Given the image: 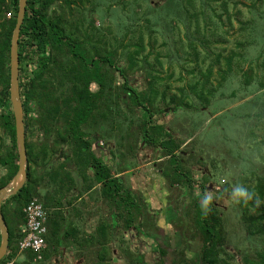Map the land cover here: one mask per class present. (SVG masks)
Masks as SVG:
<instances>
[{"label": "trees", "instance_id": "trees-1", "mask_svg": "<svg viewBox=\"0 0 264 264\" xmlns=\"http://www.w3.org/2000/svg\"><path fill=\"white\" fill-rule=\"evenodd\" d=\"M89 1L27 0L18 48L27 176L21 188L2 202L9 243L0 264H6L19 252L18 242L26 221L24 206L34 197L43 202L47 213L48 231L46 247L42 251L43 260L62 252V245L70 241L75 246L73 254L79 256L81 261L90 259V249L95 251L96 256L90 259L91 263L114 264V249L119 250L120 246L126 252L127 264H146L145 253L132 245L134 242L130 237L138 236L137 233L133 235V231L146 234L143 243L145 247L153 248L151 235L163 242L168 240L167 236H171L169 230H174L172 236L179 235V246L169 251L170 245L163 250H157L158 246L155 245L152 252L158 254L160 259L154 260L153 264H233L234 255L225 247L227 229L223 211L207 192L208 179L206 176L202 180L195 179L179 157L178 151L188 144L187 138H178L167 129L165 123L154 120L161 102H167V98L173 109L189 105L188 99L182 96L183 87H179L180 95L171 93L169 97L168 88L160 89L162 80L173 74L170 65V73L166 76L163 75L164 71H160L164 63L161 61V48L155 47L158 44L156 23H152L146 11L137 14V10H134L132 18L135 19V26L129 22L125 32L118 37L112 28L98 30L93 19L87 21L84 16L77 15L79 10L74 7L84 6ZM199 1L175 0L176 7L183 11L180 15L185 16L183 19L187 26L195 23V26L187 28L186 38L191 40L187 42L189 58L193 56L192 59L199 63L196 71L192 70L199 80L189 88L195 97L207 103L213 91L205 93L204 88L214 75L213 63H220L223 56L217 53L212 64H202L201 55L204 53L193 45L195 40L200 39L194 33L205 31L209 24L206 20L204 28L200 27L203 12L201 7H197H204L206 1H210ZM214 1L221 5L223 12H216L212 5L207 6L216 12L220 25L223 24V13L231 22L228 5L236 0ZM256 1L261 0H252V8ZM118 3H124V0H118ZM54 4H58L60 9L53 8ZM18 8L19 0H0V189L11 181L19 168L15 115L10 96V48ZM190 27H196L193 29L195 32L191 33L193 36ZM241 27L244 28V25ZM200 41L204 43L202 39ZM207 51L213 53L211 49ZM151 55L155 57L153 62ZM122 57L127 61L125 67L118 63ZM233 58L234 54L226 57L229 67ZM128 69L132 72L145 70L148 75L147 89L139 90L132 85L127 75ZM119 77L123 78L122 82L118 81ZM249 81L247 79L246 83ZM199 83L203 89H198ZM136 108L143 110V142L168 158L166 165L158 164L162 178L168 180V187L172 189L183 188L185 199L170 196L173 203L166 205L167 215L163 214L166 222L160 218L164 208H153L142 196L143 193L139 192L142 195L136 197L133 188L125 185L127 183L122 177L125 169L114 170L109 162L98 155L92 139V136H97L100 120L107 123L111 131L121 130L123 123H113L115 116L125 113V118H129L125 111L130 110L131 113ZM126 145L129 152L135 150L132 142ZM255 150L264 169V135L257 142ZM39 168L42 169L39 171ZM237 181L241 182L236 195L242 222L251 235L264 236V172L255 168L241 179L237 178ZM226 183L230 184L229 181ZM196 185L200 192L194 196ZM233 187L228 186L226 191L231 193ZM41 188L45 191L42 192ZM94 189H98L104 199L97 208L101 214H94V209L89 211L91 216L98 215L94 228L86 227V223L73 225L74 215ZM103 205L105 209L102 210ZM49 207H54V210L49 211ZM172 208L176 214L170 219L168 212ZM168 220L174 229L165 226ZM197 236L201 242L200 250L194 251L193 256L187 255L192 249L191 242ZM115 239H118L116 247L112 244ZM132 250L136 251V257H131ZM24 252L27 260L40 261L35 251L28 249ZM242 261L243 264H264V247L254 254L245 252Z\"/></svg>", "mask_w": 264, "mask_h": 264}, {"label": "rangeland", "instance_id": "rangeland-1", "mask_svg": "<svg viewBox=\"0 0 264 264\" xmlns=\"http://www.w3.org/2000/svg\"><path fill=\"white\" fill-rule=\"evenodd\" d=\"M209 1L210 3L207 1L206 3L215 7L216 12H223L218 2ZM207 4L204 7L199 5L197 7V9L201 7L203 12L200 17V27L204 28L206 20L209 23L205 31L195 32L193 29L196 27H190V34L193 31L195 32L194 36L196 35L204 41L203 43L199 39L193 42V45L204 53L201 55L202 64H212V59L216 58L217 53L223 56L220 63H213L214 75L210 84L204 88L205 93L213 91L208 96L207 103L197 96L195 97L189 88L191 84H195L199 80V76L192 73L193 69L196 71L199 63L195 58L192 59L193 56L189 58L190 48H187V42L189 43L191 40L186 38L188 37L187 28L191 25L195 26V23L187 26L183 19L185 16L180 15V13L183 14V11L176 7L175 0H124V3L121 4L118 3V0H91L84 6H75L74 8L79 10L77 15L84 16L87 21L89 18L93 19L98 30L107 31L108 28H112L118 37L125 32L129 22L136 23L132 18L135 14L134 10H137V14L146 11L152 23H156L158 44L155 47L156 49L161 48V61L164 63L163 70L160 69V71H164L163 75L166 76L167 73H170V65L173 74L162 80L160 89L168 88L167 95L169 97L171 93L180 95L179 87H183L184 94L182 96L186 100L188 99L189 105L173 109V105L168 102L167 98V102H161V108L154 120L165 123L167 129L174 132L178 138H184V136L187 138L186 143L188 144L179 149V157L184 160V166L191 170L195 179L202 180L205 176L208 179L207 192L223 211L227 229L225 247L234 255L233 264H243L242 258L245 252L254 254L255 251L264 247V236L251 235L245 223L242 222L236 195V190L241 185V182L237 181L236 183L237 178L241 179L255 168L264 172L263 164L259 161L255 150L257 142L264 135V0L256 1L254 8L251 7L252 0L231 1L228 5L231 22H229L228 16L223 13L222 25L219 23L220 20L217 18L216 12ZM55 7L60 9L58 4H54L53 8ZM61 10L65 14L62 7ZM241 25H244V28ZM191 35L193 36V34ZM208 49H211L215 54L209 53ZM192 50L195 51V49ZM232 54H234L233 63L229 67L226 57ZM150 60L151 62L155 61L154 55L150 56ZM118 63L123 67L127 65L124 57ZM154 71L157 73L156 70ZM158 73L161 74V72ZM127 75L130 76L132 85L139 90L147 89L148 75L145 70L132 72L128 69ZM118 79V81H123L122 77ZM247 79H250L248 83H246ZM94 86L95 84H93ZM199 86L198 89H201L200 83ZM123 108H125L124 105ZM125 112L129 118H125V113H122L120 116H115L113 122L121 121L123 123L121 130L111 131L110 126L100 120L97 136L94 134L92 136L96 143V152L109 162L114 170L124 168L122 177L127 183L125 185L133 188L136 197L143 193L142 196L151 203L153 208H164V211L161 210L160 218L165 221L163 214L167 215L166 205L173 203L170 201V196L185 199L182 194L183 188L168 187L169 182L162 178L158 165H166L168 158L155 147L143 142L141 135L143 110L136 108L131 113L130 110ZM129 122L130 128H128ZM127 132H129L128 135H126ZM36 134L34 138H36ZM124 142H132L135 150L129 152L126 143L123 145ZM162 160L164 161L161 162ZM41 169L39 168V171ZM227 181L230 184H227ZM228 186H234L231 193L226 191ZM41 190L45 191L43 188ZM199 192L200 189L196 185L193 191L194 196H197ZM102 198L98 189L92 190L87 201L85 200L81 204L74 215L76 220H73V225H84L89 218L97 219L98 215L91 216L89 211L94 209L96 211L94 214L100 213L97 208L104 202ZM103 209H105L104 205ZM79 213H82L81 218ZM175 214L176 210L172 208L168 212V218H173ZM167 224H165L166 227L175 228L171 221L168 220ZM173 231L169 230L171 236H167L168 240L165 239L167 244L151 235L153 248L158 246L157 250H163L170 245L172 247L169 248V251L170 249L175 250L174 247L179 246L177 245L179 235H175L173 238ZM135 233L138 236L130 237L134 242L132 245L145 253L146 264H153L154 260L160 259L158 254L152 252L153 248L148 245L145 247L143 242H145L146 234L141 233V235L138 231H133V235ZM118 235L121 236V232ZM114 241L112 244L116 247L118 239ZM191 243L193 250L191 249L187 255L193 256L194 251L200 250V238L197 236ZM61 248L62 252H56L48 260L41 259L42 255L40 258L37 256L40 260L37 262L27 260L26 253L19 250L16 256L8 260L6 264H66L65 262L68 264H93L90 259L96 258L95 251L88 249V253L91 254L90 259L81 261L79 256L73 254L75 246L71 242H65ZM123 252L120 246L119 250L114 249V264L128 263L126 252ZM136 254V251L132 250L130 255L136 257Z\"/></svg>", "mask_w": 264, "mask_h": 264}, {"label": "water", "instance_id": "water-1", "mask_svg": "<svg viewBox=\"0 0 264 264\" xmlns=\"http://www.w3.org/2000/svg\"><path fill=\"white\" fill-rule=\"evenodd\" d=\"M27 0H19L16 24L13 30L10 48V96L15 115L17 149L19 153V168L11 181L0 189V259L4 257L8 249L9 232L2 214V202L10 195L16 193L26 180L27 176V148L24 123V110L21 100L19 83V37L21 26L26 13ZM21 178V182L18 183Z\"/></svg>", "mask_w": 264, "mask_h": 264}, {"label": "built area", "instance_id": "built-area-1", "mask_svg": "<svg viewBox=\"0 0 264 264\" xmlns=\"http://www.w3.org/2000/svg\"><path fill=\"white\" fill-rule=\"evenodd\" d=\"M24 213L26 221L22 226L23 235L18 242L19 250L31 249L40 258L46 247L45 236L48 231L46 208L39 198L34 197L25 204Z\"/></svg>", "mask_w": 264, "mask_h": 264}, {"label": "crops", "instance_id": "crops-1", "mask_svg": "<svg viewBox=\"0 0 264 264\" xmlns=\"http://www.w3.org/2000/svg\"><path fill=\"white\" fill-rule=\"evenodd\" d=\"M85 196V195H84ZM87 196V195H86ZM52 210H54V207H49V211H52ZM81 216H82V214H80ZM73 219H75L76 220V217H74ZM80 220H82V219H80ZM95 222H96V219L95 218H89V219H87L86 220V227H88V228H92L93 227V225L95 224ZM80 226H81V224H80ZM68 242H70V241H68Z\"/></svg>", "mask_w": 264, "mask_h": 264}, {"label": "bare ground", "instance_id": "bare-ground-1", "mask_svg": "<svg viewBox=\"0 0 264 264\" xmlns=\"http://www.w3.org/2000/svg\"><path fill=\"white\" fill-rule=\"evenodd\" d=\"M20 179H21V178H20ZM20 179H19V180H20ZM18 183H20V182L18 181Z\"/></svg>", "mask_w": 264, "mask_h": 264}]
</instances>
